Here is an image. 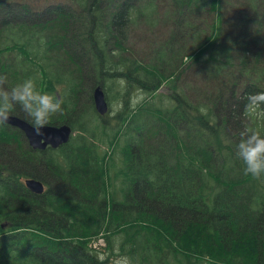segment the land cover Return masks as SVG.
I'll list each match as a JSON object with an SVG mask.
<instances>
[{"label": "trees", "instance_id": "obj_1", "mask_svg": "<svg viewBox=\"0 0 264 264\" xmlns=\"http://www.w3.org/2000/svg\"><path fill=\"white\" fill-rule=\"evenodd\" d=\"M73 2L38 10L0 0L5 87L29 78L41 92L59 87L63 113L49 126L74 133L60 149L38 151L0 126V264H111L124 255L132 264H264V179L245 175L236 155L245 127L264 135V122L241 120L246 97L264 91V0ZM162 7L172 25L162 22L168 35L145 67L124 56V44L130 26L153 34L159 26L148 20ZM189 31L201 41L186 55L178 41ZM185 59L200 70L201 89L183 81ZM164 84L173 93L158 104ZM99 87L107 101L118 89L108 139L112 148L124 139L119 169L86 119L96 116ZM135 90L151 100L134 107ZM13 115L30 123L19 107ZM29 178L44 183L43 195L27 188Z\"/></svg>", "mask_w": 264, "mask_h": 264}, {"label": "rangeland", "instance_id": "obj_2", "mask_svg": "<svg viewBox=\"0 0 264 264\" xmlns=\"http://www.w3.org/2000/svg\"><path fill=\"white\" fill-rule=\"evenodd\" d=\"M75 1V0H74ZM23 3H26L33 7L34 9L42 10L47 7H56V6H64L65 8H73L74 2L73 0H22ZM245 8V6H244ZM250 12V10L245 11ZM260 14L264 13L263 11L259 12ZM168 10L165 7H162L161 10L155 15L153 19H149V23H155V26H159V28H156L154 30L153 34H150L149 30H146L142 27V25H138L136 27L135 25L129 27L128 31V37L124 44V48L127 49V53L124 54V56H131V54L135 55L138 60L143 64V66H147L150 61L155 60L156 52L159 49V46L164 42L168 35V31L162 26V22L164 21L167 23L168 26H171L172 24L168 21ZM228 14H226L227 16ZM260 20L264 18V14H262L261 17H259ZM262 25H264V20H261ZM199 31L205 30L206 25L201 21L200 25L198 26ZM184 38H180L178 43L183 45L185 47V54L189 55L196 49V44L200 42V39L193 41V37H196V34L193 35L192 32L189 31V34H186L184 32H181ZM199 35V34H197ZM197 42V43H196ZM227 47L232 48V45L230 42L227 43ZM264 54V52H263ZM185 66L182 68L188 69V76L187 78H183V81H186L188 85V90L197 88L201 89L203 84L200 79V70L194 67H191L190 60H184ZM237 65V64H236ZM263 68L264 63L261 62L257 66V68ZM192 75V76H191ZM213 88V87H212ZM214 89V88H213ZM118 89L114 88L112 91H109V97L111 98L109 103V112L108 114L102 118L98 116L93 115H87L86 119L89 120L91 123L89 125L90 132H94L96 134V139L98 140L100 144V148L102 150H106L107 152H111L113 149L115 151V154L113 155V158L117 161V168L119 169L122 167V148L125 145L124 139L122 141H119L116 145H113V148L110 146V142L108 137H114L115 136V129L111 128L110 125L114 126L116 122L114 121V116L117 114V112L121 109V102L116 99L118 96ZM173 91L171 90L170 86L164 84L159 94L162 95V98H152V100H155L158 104H161L163 101L166 102L168 99V96L172 94ZM148 97V94L141 92L139 90H135L133 94V99H129L128 102L133 105L136 108H139L146 100L151 99H145ZM221 103H218L220 105ZM241 120L244 122L249 123V118L247 115H245L243 112L241 113ZM104 122L108 125L110 132L108 133V136L104 134L103 131V125ZM110 124V125H109ZM10 127V126H9ZM77 133H75L76 135ZM103 143V144H101ZM57 156V154H55ZM60 157V154L58 153L57 158ZM108 170L112 172H115V169L113 167L111 168L108 165ZM117 187H119V181L117 182ZM115 186V182L109 183V189L108 192L111 194H115L118 190ZM100 245V252L103 251H109L108 247L105 246L104 241L100 240L97 241Z\"/></svg>", "mask_w": 264, "mask_h": 264}, {"label": "clouds", "instance_id": "obj_3", "mask_svg": "<svg viewBox=\"0 0 264 264\" xmlns=\"http://www.w3.org/2000/svg\"><path fill=\"white\" fill-rule=\"evenodd\" d=\"M7 78L0 76V126H6L17 107L34 127L37 134L49 125L52 118L63 113L64 95L58 87L56 93L41 92L34 79L8 88ZM246 115L264 122V91L246 97ZM236 155L243 164V172L256 180L264 179V135L260 128L245 127L236 144ZM111 264H132L126 255L118 256Z\"/></svg>", "mask_w": 264, "mask_h": 264}, {"label": "water", "instance_id": "obj_4", "mask_svg": "<svg viewBox=\"0 0 264 264\" xmlns=\"http://www.w3.org/2000/svg\"><path fill=\"white\" fill-rule=\"evenodd\" d=\"M93 99L98 114L105 116L108 113L109 105L102 88L99 87L94 91ZM7 125L18 128L30 140L34 148L41 150L47 147L59 149L68 144L72 137V128L69 125L44 127L41 129L42 134H37L31 124L16 116H11ZM26 184L37 194L43 192V185L40 182L32 180L27 181Z\"/></svg>", "mask_w": 264, "mask_h": 264}, {"label": "bare ground", "instance_id": "obj_5", "mask_svg": "<svg viewBox=\"0 0 264 264\" xmlns=\"http://www.w3.org/2000/svg\"><path fill=\"white\" fill-rule=\"evenodd\" d=\"M103 91H104V90H103ZM163 102H164V101H163ZM168 103H169V102H168ZM45 127H53V126H49V125H47V126H45ZM25 138H26V137H25ZM26 140L28 141L29 146H30L33 150L45 151V150L51 148V147H47V148L44 149V150L36 149V148H34V147L31 145L30 140H29L28 138H26ZM32 180H35V181H37V182H40V183L43 185V192H42L41 194H37V193L33 192V190L27 186L26 182H27V181H32ZM25 185L27 186V188H28L31 192H33V193H35V194H37V195H43V194L45 193V191H46V187H45L44 183L41 182L40 180H37V179H34V178H29V179H27V180L25 181Z\"/></svg>", "mask_w": 264, "mask_h": 264}, {"label": "flooded vegetation", "instance_id": "obj_6", "mask_svg": "<svg viewBox=\"0 0 264 264\" xmlns=\"http://www.w3.org/2000/svg\"><path fill=\"white\" fill-rule=\"evenodd\" d=\"M101 117V116H100Z\"/></svg>", "mask_w": 264, "mask_h": 264}]
</instances>
